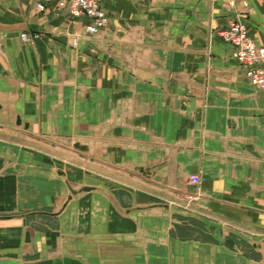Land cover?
<instances>
[{
  "label": "crops",
  "instance_id": "obj_1",
  "mask_svg": "<svg viewBox=\"0 0 264 264\" xmlns=\"http://www.w3.org/2000/svg\"><path fill=\"white\" fill-rule=\"evenodd\" d=\"M39 2L0 0V117L148 190L119 188L125 205L98 178L73 184L66 161L0 146V264H264V89L220 37L239 19L264 47V0H104L95 36L58 0ZM151 188L190 196L192 213L153 202L163 194ZM169 215L212 240L173 234Z\"/></svg>",
  "mask_w": 264,
  "mask_h": 264
},
{
  "label": "rangeland",
  "instance_id": "obj_2",
  "mask_svg": "<svg viewBox=\"0 0 264 264\" xmlns=\"http://www.w3.org/2000/svg\"><path fill=\"white\" fill-rule=\"evenodd\" d=\"M236 20V19H235ZM234 20V21H235ZM11 113V112H10ZM10 115V114H9ZM4 120V121H3ZM0 124H3V126L5 125V127L1 128L0 127V146L2 148V151H4V156H11L12 155V151H13V145L15 144H20L21 147L22 146H32L35 147V151L41 155L43 154H48L51 157H55L58 160H63L66 161L67 164L66 166L62 163L61 167L64 169H67L69 171V173H72V171L79 170L77 171V173L80 174V179H74L72 181V183L76 184V182L79 180L81 181H85V182H92L95 179L94 178H98L101 181H103L104 183H106L107 186L111 187L112 190H115V194L117 195L118 199L124 203L125 205H131L133 203V199L132 197L129 195V193H126L122 190H120L119 188L123 189L124 187L128 188V189H132V188H136L140 186L143 188V190H148L146 189V186L144 187V185L140 182L137 181L134 178H130L129 175L127 174H123L122 172L118 171V170H114V169H110L108 166L102 165V164H92L90 163L88 160L87 161H81L79 158H77L76 156H74L75 153V149L73 147V145L68 144V145H63V144H59L57 143L56 146H51L48 143H43V141L38 142L37 139L35 138H31V136H28L27 133H24L23 131L20 132H16L15 126L12 123V116L10 115V117L6 116H2L0 117ZM3 146V147H2ZM64 147V148H63ZM15 150V149H14ZM1 152V151H0ZM74 153V154H73ZM7 161V160H5ZM70 164V165H69ZM105 177V178H104ZM110 181H109V180ZM112 180V181H111ZM61 181V178L60 180ZM117 181V182H115ZM57 183V181H56ZM113 183V184H112ZM148 188V187H147ZM150 188V187H149ZM152 190V192L156 193V194H160L162 193L163 195L162 198H156V197H152L153 202L155 203H169L171 204V207L178 209L180 211L183 212V214H190L192 213L193 208L190 206L192 199L190 198V196L188 197H184V198H176L174 197L172 194H169V192H165L162 191L161 189H149ZM70 201V200H69ZM171 216V215H169ZM171 220H175L176 223H173L174 231L173 229L171 230V232L173 234L179 235L181 237L184 238H192V239H198V240H207V241H211L212 240V234L208 233L205 230V226L203 223L196 221L194 219L191 218H178L177 216L170 217ZM34 221L37 218H31ZM38 222H40L39 220L42 221H52L51 224H56L55 221L50 220V219H41L38 218L37 219ZM36 220V221H37ZM211 220V218H210ZM212 221L220 224V222L215 221L212 219ZM222 222V221H221ZM223 227V224H220ZM235 230L236 233H241L243 234L241 236V238L250 241L249 239H252L250 236V233L246 232V228H241L240 230L237 229H233ZM232 238L234 239V241L236 242V247L241 249V250H245L247 251V253L249 255L255 256L252 248H250V246H247L246 242L243 239H236L234 235H231ZM255 240H259L260 238L258 237H254ZM240 245V246H239Z\"/></svg>",
  "mask_w": 264,
  "mask_h": 264
},
{
  "label": "built area",
  "instance_id": "obj_3",
  "mask_svg": "<svg viewBox=\"0 0 264 264\" xmlns=\"http://www.w3.org/2000/svg\"><path fill=\"white\" fill-rule=\"evenodd\" d=\"M51 0H41L36 6L44 11L45 4ZM104 0H58V9L67 10L74 19H87L89 23L85 31L90 36L101 32L107 24L106 12L103 9ZM221 39L232 47V59L243 69L249 84L257 89H264V47L256 45L249 35L246 25L239 19L232 21L225 30L220 32ZM37 35L23 33L20 39L31 43ZM77 45V39L72 40V46ZM193 185L199 184L198 176L189 177Z\"/></svg>",
  "mask_w": 264,
  "mask_h": 264
},
{
  "label": "water",
  "instance_id": "obj_4",
  "mask_svg": "<svg viewBox=\"0 0 264 264\" xmlns=\"http://www.w3.org/2000/svg\"><path fill=\"white\" fill-rule=\"evenodd\" d=\"M19 123H20V120H19V118H18V119H17V124H19ZM26 127H27V125H26ZM90 190H91V188H89V187H81L78 191L71 190V192H72V194L77 195V194L80 193L81 191L88 192V191H90Z\"/></svg>",
  "mask_w": 264,
  "mask_h": 264
}]
</instances>
